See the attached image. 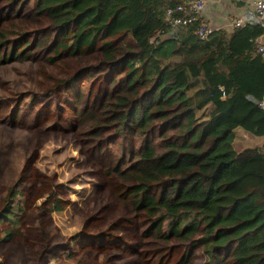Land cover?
Masks as SVG:
<instances>
[{
  "label": "trees",
  "instance_id": "16d2710c",
  "mask_svg": "<svg viewBox=\"0 0 264 264\" xmlns=\"http://www.w3.org/2000/svg\"><path fill=\"white\" fill-rule=\"evenodd\" d=\"M189 1L34 0L29 16L45 15L51 23L36 40L51 61L61 50L86 52L102 38L88 76L108 63L123 65L118 90L101 108L80 107L79 94L74 131L86 156L113 175L123 194L118 200L145 212L143 233L156 242L151 257L162 264L174 244L193 253L199 243L201 264H264V151L257 143L240 150L234 145L236 128L264 138V51L258 49L264 22L254 13L229 32L212 30L207 39L198 38L194 24L185 36L162 37L172 30L166 9ZM1 12L0 0V20ZM122 34L117 47L114 38ZM9 42L0 23V63L32 57L25 39L7 54L2 49ZM158 121L172 127L170 134L157 133ZM18 193L10 183L0 199V245L24 239L33 263L53 238L39 214L22 233ZM62 208L52 203L46 211ZM173 264H196L195 256Z\"/></svg>",
  "mask_w": 264,
  "mask_h": 264
},
{
  "label": "rangeland",
  "instance_id": "374dc122",
  "mask_svg": "<svg viewBox=\"0 0 264 264\" xmlns=\"http://www.w3.org/2000/svg\"><path fill=\"white\" fill-rule=\"evenodd\" d=\"M33 1L1 0L0 23L10 37L2 50L8 54L10 47L18 43L14 49L17 52L25 39L31 43L32 57L23 62L0 63V199L6 196L8 184L13 183L19 191L15 202L24 216L18 222L22 233H29V224L39 214L53 240L33 263L34 253H29L24 239L2 243L0 257L5 264H135V260L139 264H160L151 257L156 242L143 233L148 224L145 212L118 200L123 194L113 175L86 156L74 131L79 94L83 93L80 107L101 108L108 95L118 90L123 65L108 63L96 76H88L87 69L96 68L93 62L101 55L102 38L86 52L61 50L51 61L36 45L43 27L51 23L45 15L35 19L29 16ZM187 33V28L175 27L162 37ZM122 36L114 38L117 47ZM137 68L143 72L145 61ZM1 97L7 103H2ZM12 114L19 120L11 121ZM156 130L170 134L172 127L160 122ZM252 143L260 141L251 142L249 137L240 144ZM235 147L241 148L237 144ZM52 203L62 204L63 208L47 212ZM18 213L15 210L13 217ZM174 246L162 264H173L188 254L201 264L202 245L195 243L193 253L189 247ZM227 253L228 249L221 252L223 256Z\"/></svg>",
  "mask_w": 264,
  "mask_h": 264
},
{
  "label": "crops",
  "instance_id": "0c3cea01",
  "mask_svg": "<svg viewBox=\"0 0 264 264\" xmlns=\"http://www.w3.org/2000/svg\"><path fill=\"white\" fill-rule=\"evenodd\" d=\"M254 13L253 0H203V9L200 13V19L209 24L212 30L224 29L229 32L233 29V22L237 17H244V23L249 20ZM261 19L264 22V17ZM263 39L264 35L259 36L258 38L260 41H263ZM235 132L236 136L234 145L237 144L238 147H241L240 149H242L245 146L240 143L244 139L243 134L245 132L240 128H236ZM263 139L264 138L262 137H252L251 142L260 141L261 143Z\"/></svg>",
  "mask_w": 264,
  "mask_h": 264
},
{
  "label": "built area",
  "instance_id": "2783aa9c",
  "mask_svg": "<svg viewBox=\"0 0 264 264\" xmlns=\"http://www.w3.org/2000/svg\"><path fill=\"white\" fill-rule=\"evenodd\" d=\"M253 7L257 17H264V0H253ZM203 9V0H191L189 2L177 3L174 6L168 7L165 11V19L172 28L180 27L187 28L195 25L194 32L199 39H207L212 28L209 24L200 19V13ZM244 17H237L233 22V28L240 26ZM260 51H264V46H259ZM261 106H264V98L259 101ZM244 138H249L247 133L243 134ZM260 147L264 151V139L260 143Z\"/></svg>",
  "mask_w": 264,
  "mask_h": 264
},
{
  "label": "water",
  "instance_id": "95a60500",
  "mask_svg": "<svg viewBox=\"0 0 264 264\" xmlns=\"http://www.w3.org/2000/svg\"><path fill=\"white\" fill-rule=\"evenodd\" d=\"M0 264H4L3 261L0 259Z\"/></svg>",
  "mask_w": 264,
  "mask_h": 264
}]
</instances>
